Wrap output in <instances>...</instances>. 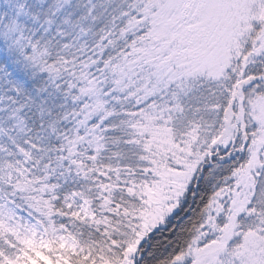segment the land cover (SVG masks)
<instances>
[{"label": "trees", "instance_id": "16d2710c", "mask_svg": "<svg viewBox=\"0 0 264 264\" xmlns=\"http://www.w3.org/2000/svg\"><path fill=\"white\" fill-rule=\"evenodd\" d=\"M88 1L57 0V5H49L45 0H9L0 5L4 20L15 7L22 14L18 28L29 45L24 54L32 57L35 51L42 57L38 67L13 55L3 41L7 21L0 22V133L21 123L25 140L39 156L33 170H22L0 134V203L11 201L13 215L30 213L36 221L27 219L30 228L48 217L39 213L42 202L52 209L57 229L73 235L98 231L68 210L69 199L85 192L98 208L103 201L113 208L138 203L131 191L154 171L148 162L154 150L146 154L151 141L144 119L158 109L176 142L188 141L195 152L208 153V167L193 181L177 221L150 231L129 264H176L203 232L217 191L233 184L248 163L251 145L264 138V121L243 132L237 91L248 78L263 79L244 95L248 103L251 98L264 105V49L253 45L260 29L246 39L243 53L232 61L220 86L203 78L184 81L182 75L157 73L162 62L148 50L151 39L143 33L153 5L129 0L89 13ZM244 67L249 74L242 77ZM12 87L20 92L19 99L7 95ZM245 109L249 115V106ZM72 140L80 143L75 154L67 148ZM157 150L154 154H161ZM23 184L29 185L25 194L15 189ZM257 187V193L264 189V167ZM16 247L15 239L0 230V255L21 260Z\"/></svg>", "mask_w": 264, "mask_h": 264}, {"label": "rangeland", "instance_id": "374dc122", "mask_svg": "<svg viewBox=\"0 0 264 264\" xmlns=\"http://www.w3.org/2000/svg\"><path fill=\"white\" fill-rule=\"evenodd\" d=\"M3 1L10 3L9 0H1L2 7ZM45 1L49 5L58 4L57 0ZM128 1L89 0L86 6L90 8L89 13H93L96 8H114ZM143 1L154 7V14L149 16L151 22L143 33L151 39L148 50H152L154 55L157 53L162 62L157 73L165 71L174 78L182 75L184 78L181 80L203 78L220 86L232 61L243 53L246 39L256 35L253 32L255 28L260 31L253 45L256 48L263 46L261 49H264V0ZM58 10L60 12V8ZM19 13L15 7L9 20L5 19L3 41L13 55L19 54L23 58L25 65L42 67V57L37 52L34 51L32 57L24 54L29 45L22 31L19 32L22 16ZM5 20L0 13V22ZM246 69L244 67L242 77L249 74ZM22 73L24 80L27 79L25 69H22ZM174 78L171 82L175 81ZM256 81L248 78L237 88L239 120L244 133L254 122L264 121L263 102L260 104V101L250 98L248 103L244 96ZM7 95L17 99L21 97L15 87L10 88ZM247 105L249 115L245 109ZM157 110L144 119L151 141L145 146L148 150L146 154L154 150L148 161L152 164L153 175L142 185L136 183L137 191L133 188L132 191L127 190L131 191L138 203L130 207L115 204L113 208L108 201H103L99 210L85 192L75 193L69 199L68 210L82 223L95 225L98 231L73 235L57 229L51 222L52 209L42 202L39 213L48 217L43 218V224L30 228L28 222H36L30 213L22 211L17 216L13 215L8 209V206H12L11 201L0 203V230L3 235L15 239L16 252L21 255L23 264H72V259L77 264H129L139 247L149 240L150 231L167 228L170 220L177 221L176 216L193 181L199 171L203 173L208 167L204 163L208 153L195 152L188 141L176 142L168 123ZM19 124L15 123L10 132L0 134L21 169L33 170L38 152L25 140L23 125ZM246 140L248 142L247 137ZM79 144L73 140L69 142V153L75 154ZM253 145L249 148L250 157L246 167L236 174L231 186L217 191L207 212L203 232L176 264H264V189L256 192L264 167V160L260 161L264 154V138L258 137ZM157 147L161 154H154ZM28 187V184H23L15 189L17 192L25 191V194ZM52 253L56 258L51 256ZM2 256L0 258L4 263L0 261V264L21 261Z\"/></svg>", "mask_w": 264, "mask_h": 264}]
</instances>
